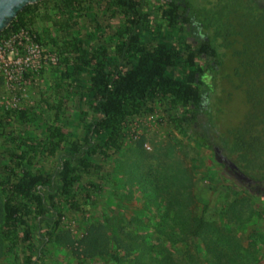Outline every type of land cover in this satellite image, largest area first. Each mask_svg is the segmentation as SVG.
Returning <instances> with one entry per match:
<instances>
[{"label": "trees", "instance_id": "trees-1", "mask_svg": "<svg viewBox=\"0 0 264 264\" xmlns=\"http://www.w3.org/2000/svg\"><path fill=\"white\" fill-rule=\"evenodd\" d=\"M93 2L105 15L119 20L120 26L114 33L117 41L129 35L125 45L117 44V60L105 49L98 56V50L88 46L81 37L72 38L63 44V49L71 56L64 58L63 68H56L57 100L51 104L43 97L45 104H51L57 125L42 120L44 112L40 110L24 109L16 113L18 119L24 125L40 124L39 136L15 134L6 129L0 133V189L4 196L0 239L8 254L18 259L22 256L23 264H29L30 255L34 251L38 254L42 249L35 245L34 235L38 220L48 212L38 188L53 185L54 168L46 164L54 165L60 153L79 154L90 143L91 126L85 123L86 92L101 97L103 104L96 109L103 117L91 138L92 145L79 160L62 163V178L61 171L59 175L62 187L49 195L56 220L52 230L45 234L48 241L43 248L45 256L53 253V243L65 217L64 206L80 213L85 208H95L112 195L111 177L103 173L104 164L122 147L123 125L154 100L165 103V111L175 128L186 133L188 126L193 132L191 138L197 144L204 147L219 145L228 159L247 176L264 182V152L258 151L264 140V7L259 0H203L204 4L200 3L197 11L204 28L191 30L198 35L203 32L196 45L186 40L187 29L179 21L176 13L179 4L176 3L161 8L162 20L159 22L177 34L175 42L166 40L159 32L151 31L147 36L131 34L128 25L139 22L140 10L147 4L146 0H44L35 6H26L10 27L0 32V38L17 34L22 29L34 32L39 22L52 16L60 19L63 28L81 16ZM181 11L184 16L187 14V9L181 8ZM128 15L131 17L126 18ZM98 26L107 34L113 31L110 26ZM117 62L123 69L116 70L114 78L112 67ZM211 75L215 107L202 111L198 102L208 89L202 78L210 79ZM232 78L236 81H231L233 90L247 96L248 120L245 127L232 128L226 132L227 137L221 139L222 132L214 115L216 103L221 107L223 100L216 92V83ZM109 84L112 90H109ZM75 95L79 96L81 108L75 125L85 130L81 138L71 131L65 132L62 126L66 119L63 100ZM213 135L219 143L211 141ZM44 218H48V214ZM185 219L189 222L183 219L179 224L184 232H188L184 241L199 242L204 246L210 225L202 217ZM42 237L44 239V235ZM213 243L211 241L212 249L206 246L205 249L218 259L219 264H227L221 260L228 254ZM86 245H92L94 252L87 250L78 257L77 264H93L95 253H101L111 242L99 230H89ZM165 261L176 264L171 254L165 256ZM41 264L47 263L42 261Z\"/></svg>", "mask_w": 264, "mask_h": 264}, {"label": "rangeland", "instance_id": "rangeland-1", "mask_svg": "<svg viewBox=\"0 0 264 264\" xmlns=\"http://www.w3.org/2000/svg\"><path fill=\"white\" fill-rule=\"evenodd\" d=\"M198 1L188 0L192 5ZM146 2L140 10L139 22L128 25L131 34L147 36L151 31L159 32L166 40L175 42L177 34L159 24V1ZM61 24L59 18L52 16L39 22L34 32L25 29L0 38V133L6 129L15 134L39 136L40 124L24 125L18 119L16 113L24 109L40 110L44 112L42 120L57 125L58 119L51 111V104L58 97L54 86L58 77L56 68H63L64 58L71 56L63 49V44L81 37L88 46L98 50V56L105 49L111 58L117 60V44L125 45L129 41L128 34L117 41L114 33L120 26L119 20L105 15L96 2L88 5L81 16L65 27L62 28ZM99 24L110 26L113 31L107 34ZM112 68L114 78L115 71L123 69L120 62ZM231 81L236 82L232 78L220 80L217 87L215 85L223 100L221 107L216 103L214 115L222 132L221 139L226 138V132L232 128L245 127L248 120L247 96L235 92ZM108 88L112 90V85L109 84ZM86 96L85 123L91 126L88 135L93 136L103 117L96 108L103 104V100L89 92ZM43 97L51 104H45ZM215 102L216 94L214 107ZM62 106L66 118L63 130L81 138L85 130L75 125L76 115L81 110L79 96L65 97ZM165 107L162 100L149 102L139 115L123 125L122 147L104 164L103 173L111 177L112 195L95 208H85L80 213L64 206L62 227L56 234L52 255L47 256L43 249L48 242L45 234L52 230L56 213L46 203L48 218H44L45 214L38 220L34 235L35 245L42 249L38 254L34 251L30 255L29 264H41L42 261L77 264L78 257L87 250L94 252L92 245H86L89 230H99L111 242L101 253H95L93 264H167L165 256L169 254L176 264H219L218 259L205 249V246L213 248L211 241L228 254L221 262L264 264V195L257 196L247 186L230 178L224 172L223 164L215 160L212 146L197 144L191 138L193 132L188 126L185 127L186 133L175 128ZM211 141L217 142L216 136H211ZM261 143L258 151L262 153L263 139ZM89 147L86 145L84 150ZM80 154L60 153L54 165L46 164L54 168L52 187L38 188L46 202L50 194L62 187L59 175L61 171L62 176L63 161H78ZM3 202L0 189V229ZM194 217H202L210 225L204 246L199 242L184 241L186 232L179 224L183 219L186 221L185 218ZM0 264H23L22 256L18 259L6 252L1 239Z\"/></svg>", "mask_w": 264, "mask_h": 264}, {"label": "flooded vegetation", "instance_id": "flooded-vegetation-1", "mask_svg": "<svg viewBox=\"0 0 264 264\" xmlns=\"http://www.w3.org/2000/svg\"><path fill=\"white\" fill-rule=\"evenodd\" d=\"M158 1H159V5L161 6V8L165 7L169 3L170 4L171 3L179 4V7L177 8L176 13H178V15L180 17L179 18L180 23L187 29L186 40L188 42L193 43V45H196L199 42V40L201 38V35H203V32L200 31L199 32L200 35H198L194 31H191V30L192 29L202 30L204 28L203 23L198 20L199 19V14H198V11H197L198 4H200V3L204 4L203 3V0H199L197 3H195V5H192L191 3H189L188 0H158ZM259 2L261 4V6L264 7V1L263 0H259ZM181 8L187 9V14H185V16L182 13ZM160 13H161V11H160ZM186 18L188 19V22L185 21ZM161 20H162V17L160 16L159 21H161ZM203 66H204V64H203ZM203 78H202L203 84H205V86L208 89L206 90L205 94L201 96L200 101L198 102V105L202 108V111L206 110V108L208 107V97H207V93L210 92V91H214V87H213L214 86V81L212 79L213 77L210 78L209 82H205L203 80ZM213 147H212V149H213ZM222 153H223V155H225L224 152H223V150H222ZM223 167H224V172L230 178L236 179V176H237V172L236 171H234V170L231 171L228 168V166L225 167V164H223ZM238 169H239L240 172L244 173L239 167H238ZM247 177L250 178V179H252L253 182H247L245 180H240L238 182L240 184L244 185V186H247V189L249 191L253 192L255 195H257V196L264 195V182H262L261 180H258V179L251 178L249 176H247Z\"/></svg>", "mask_w": 264, "mask_h": 264}, {"label": "water", "instance_id": "water-1", "mask_svg": "<svg viewBox=\"0 0 264 264\" xmlns=\"http://www.w3.org/2000/svg\"><path fill=\"white\" fill-rule=\"evenodd\" d=\"M44 0H0V32L4 31L5 29L9 28L12 24L13 20H15L18 16V14L28 5L35 6L39 2H42ZM264 1V0H263ZM213 75L210 77L212 78ZM209 78L204 77L205 82H209ZM208 97V107L206 109L212 110L214 108V101H215V92L210 91L207 93ZM92 136H90V143L89 146L92 145ZM83 150L81 154L84 152ZM214 152V158L215 160L220 164H225V167L228 166V168L232 171L237 172L236 180H245L247 182H253L252 179L248 178L244 173L240 172L238 169V166L228 159L225 155H223L222 150L218 146L213 147ZM80 154V155H81ZM62 178V176H61ZM60 184L62 185V181L60 179ZM46 202V201H45ZM48 205L52 207L50 202H46Z\"/></svg>", "mask_w": 264, "mask_h": 264}, {"label": "built area", "instance_id": "built-area-1", "mask_svg": "<svg viewBox=\"0 0 264 264\" xmlns=\"http://www.w3.org/2000/svg\"><path fill=\"white\" fill-rule=\"evenodd\" d=\"M24 30H25V29H22L20 32H24ZM18 33H19V32H18ZM0 58H1V56H0ZM53 61H54V59H53Z\"/></svg>", "mask_w": 264, "mask_h": 264}]
</instances>
